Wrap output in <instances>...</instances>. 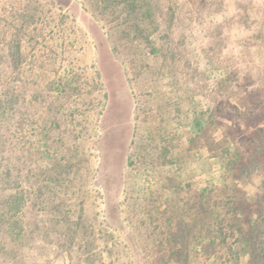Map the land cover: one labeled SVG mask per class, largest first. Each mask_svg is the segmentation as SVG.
Returning <instances> with one entry per match:
<instances>
[{"label":"rangeland","instance_id":"1","mask_svg":"<svg viewBox=\"0 0 264 264\" xmlns=\"http://www.w3.org/2000/svg\"><path fill=\"white\" fill-rule=\"evenodd\" d=\"M165 2L179 12L176 36L187 34L186 57L201 59L209 38L195 19L199 0ZM218 24L227 68L208 84L232 80L220 99L245 109L250 91L264 95V43L256 40L264 0H223L206 20ZM115 44L93 0H0V200L10 192L21 196L11 214L26 230L11 244L0 235V264H153L161 212H178L182 204L169 176L196 189L221 182L222 166L209 149L189 150L192 127L171 126L173 166L141 155V145L162 128L160 118ZM66 80L75 89L61 96L52 83ZM232 118L208 138L245 149L251 130L239 115ZM48 152L69 161L67 207L88 229L72 245L47 233L38 176L53 158ZM262 180L257 173L243 185L254 200L262 198ZM184 244L185 261L174 264H213L196 241ZM248 260L243 254L239 264Z\"/></svg>","mask_w":264,"mask_h":264},{"label":"trees","instance_id":"2","mask_svg":"<svg viewBox=\"0 0 264 264\" xmlns=\"http://www.w3.org/2000/svg\"><path fill=\"white\" fill-rule=\"evenodd\" d=\"M93 1L115 31L114 49L126 55L134 78L150 91L152 108L160 118L162 128L141 145V155L157 166H173L171 126H189L194 131L189 150L207 147L222 166L221 182L200 189L169 176L182 204L178 212H161L164 228L156 236L153 264L185 261L183 247L187 239L203 247L213 264H239L243 254L249 255L247 264H264V192L261 199L254 200L243 189L257 173L263 175L264 189V95L260 90L250 91L247 108L228 106L226 99H220L225 92L220 95L219 91L229 88L232 80L221 78L208 84L215 72L227 68L222 57L223 25H206L208 17L222 7L223 0H199L195 19L209 40L202 48L201 59L194 61L184 51L188 43L184 29L176 36L177 29L182 28L179 12L166 0ZM256 40L264 43V28ZM52 87L61 96H69L75 89L68 80L52 83ZM236 115L251 130L246 138L247 148L234 143L216 145L218 142L208 138L225 119ZM47 155L53 158L38 176V196L46 210L47 233L72 245L88 229L83 216L74 217L67 207L63 186L69 181L71 167L68 160L50 152ZM21 199H17L16 192H10L0 200V235H4V243L26 236L21 218L11 214Z\"/></svg>","mask_w":264,"mask_h":264}]
</instances>
